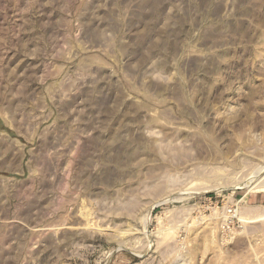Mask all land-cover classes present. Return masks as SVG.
<instances>
[{"label": "rangeland", "instance_id": "obj_1", "mask_svg": "<svg viewBox=\"0 0 264 264\" xmlns=\"http://www.w3.org/2000/svg\"><path fill=\"white\" fill-rule=\"evenodd\" d=\"M3 123L0 264H264V0H0Z\"/></svg>", "mask_w": 264, "mask_h": 264}, {"label": "crops", "instance_id": "obj_2", "mask_svg": "<svg viewBox=\"0 0 264 264\" xmlns=\"http://www.w3.org/2000/svg\"><path fill=\"white\" fill-rule=\"evenodd\" d=\"M3 124L5 127L0 126V216L6 215V211H30L29 190L35 183L29 176L30 161L40 146L41 135L44 137L40 129L31 133L27 128ZM31 136L36 142L34 147Z\"/></svg>", "mask_w": 264, "mask_h": 264}, {"label": "built area", "instance_id": "obj_3", "mask_svg": "<svg viewBox=\"0 0 264 264\" xmlns=\"http://www.w3.org/2000/svg\"><path fill=\"white\" fill-rule=\"evenodd\" d=\"M226 214H227L226 217H228L230 219L229 221H227L228 220V218H227L226 222L235 223V221L237 220L236 210L230 208L226 211Z\"/></svg>", "mask_w": 264, "mask_h": 264}, {"label": "bare ground", "instance_id": "obj_4", "mask_svg": "<svg viewBox=\"0 0 264 264\" xmlns=\"http://www.w3.org/2000/svg\"><path fill=\"white\" fill-rule=\"evenodd\" d=\"M264 173V172H263ZM261 177V176H260ZM259 180V179H258ZM256 186V185H255ZM256 188H261L264 189V174L263 177L260 179V181L258 182V185L256 186Z\"/></svg>", "mask_w": 264, "mask_h": 264}]
</instances>
